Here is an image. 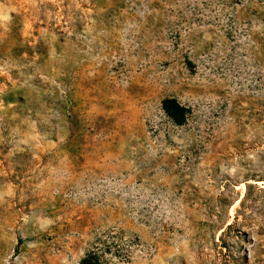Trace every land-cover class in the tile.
Segmentation results:
<instances>
[{"label": "rangeland", "instance_id": "obj_1", "mask_svg": "<svg viewBox=\"0 0 264 264\" xmlns=\"http://www.w3.org/2000/svg\"><path fill=\"white\" fill-rule=\"evenodd\" d=\"M94 247L264 264V0H0V264Z\"/></svg>", "mask_w": 264, "mask_h": 264}, {"label": "trees", "instance_id": "obj_2", "mask_svg": "<svg viewBox=\"0 0 264 264\" xmlns=\"http://www.w3.org/2000/svg\"><path fill=\"white\" fill-rule=\"evenodd\" d=\"M163 109L177 124L182 125L185 123L186 108L176 99H165L163 101ZM105 254L106 249L104 248H91L81 260V264H108ZM128 256L126 258H129Z\"/></svg>", "mask_w": 264, "mask_h": 264}]
</instances>
